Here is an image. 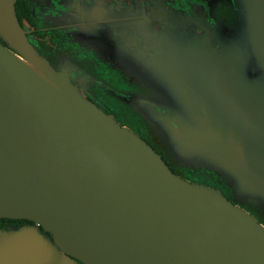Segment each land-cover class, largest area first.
<instances>
[{"label": "water", "instance_id": "95a60500", "mask_svg": "<svg viewBox=\"0 0 264 264\" xmlns=\"http://www.w3.org/2000/svg\"><path fill=\"white\" fill-rule=\"evenodd\" d=\"M15 3L0 0V37L24 58L0 43V219L35 225L0 232V264H264V225L89 101L31 45ZM253 23L257 75L228 53L202 62L208 93L185 89L195 122L152 120L184 167L264 207V4Z\"/></svg>", "mask_w": 264, "mask_h": 264}, {"label": "flooded vegetation", "instance_id": "af4514ba", "mask_svg": "<svg viewBox=\"0 0 264 264\" xmlns=\"http://www.w3.org/2000/svg\"><path fill=\"white\" fill-rule=\"evenodd\" d=\"M17 2V18L31 45L56 71L67 72L72 84L89 101L149 144L177 176L222 190L226 195L234 194L212 172L186 168L180 163L163 132L145 120L142 100L154 93L152 76L158 81H176L180 90L188 94L182 73L196 70V64L208 60L222 65L220 59L227 54L226 44L239 6L248 2L255 12L264 0ZM0 43L23 58L3 38ZM193 58L196 61L190 66ZM191 91L195 103L200 102ZM167 106L159 108L162 114L156 116L157 121L169 122V113L164 110ZM197 110L206 116L202 103ZM171 123L178 125L176 121ZM12 224L18 228L35 225Z\"/></svg>", "mask_w": 264, "mask_h": 264}, {"label": "rangeland", "instance_id": "374dc122", "mask_svg": "<svg viewBox=\"0 0 264 264\" xmlns=\"http://www.w3.org/2000/svg\"><path fill=\"white\" fill-rule=\"evenodd\" d=\"M253 14L254 11L251 9L250 6H248V2L242 3L239 6V12L235 17L236 23L233 29L231 30V34L228 38L230 39L229 43L226 44V50L228 56H231L232 58L236 57L234 59L238 62L241 60L246 65V69H248L249 77L251 78H253L255 75L258 74L257 73L258 63L253 53L254 42L252 41L251 38V35L253 33V24H254ZM200 60L201 58L198 57L197 62L200 63ZM193 61H196V59L194 58L191 59V62ZM194 63L195 62H193L190 66L194 65ZM197 66L198 65L196 64V66L194 67ZM182 74L185 76V82L188 87L192 86L197 91L200 90L201 92L204 91V93H208V87L206 81L207 78L205 77L204 74H202L200 70L199 72L187 70L186 74L185 73ZM149 75L152 76L151 74ZM151 81L153 84L154 93L150 97H148V100H142L144 102V105L141 107L143 108L142 110L143 113L147 115L145 119L146 121H149L151 123L153 117L160 116L162 114L161 109L159 108H161V106L163 107L165 104H168L167 106L168 108L164 110H166L169 113L167 117L170 120L176 122H182L186 120L187 122L190 123L195 122L194 117L196 115L193 114L190 106H188L187 100L185 98V94L182 92V90H180V84L178 82L176 81L171 82L168 80L158 81L153 76ZM188 87L187 89L190 92L191 88L189 87L190 88L189 89ZM137 106H139V104H137ZM141 108H139V110ZM139 110H137V113ZM198 153L203 154V152H198ZM197 158H201V157L197 156ZM232 191L234 193L233 189ZM222 193L224 194L223 191ZM232 196L234 197V195Z\"/></svg>", "mask_w": 264, "mask_h": 264}, {"label": "trees", "instance_id": "16d2710c", "mask_svg": "<svg viewBox=\"0 0 264 264\" xmlns=\"http://www.w3.org/2000/svg\"><path fill=\"white\" fill-rule=\"evenodd\" d=\"M18 5H19V3L16 0V3H15L16 9L18 8ZM16 13H17V11H16ZM152 122H153V120H152ZM153 124H154V122H153ZM156 126H155V128L158 129V127H156ZM212 174H214L218 178L219 181L221 180L223 183H225L229 187L228 182L224 178L218 176L215 172H212ZM230 190L232 191L231 188H230ZM225 197H227L230 201L234 200V202L232 201L234 204H236L238 206L240 205L241 208H243L244 210L249 212L252 216H254L259 223L264 225V207L262 206V204L258 205V203L254 199L241 200V199H237L235 196L233 197L232 195H226V194H225ZM238 200H240V201H238ZM12 223H20V224L24 223L25 224V223H31V222L25 221V220L24 221H14V220H9V219H0V229L5 228L4 231H9L11 229L19 227V225H14ZM6 227H7V230H6ZM8 227H11V228L8 229Z\"/></svg>", "mask_w": 264, "mask_h": 264}, {"label": "bare ground", "instance_id": "6f19581e", "mask_svg": "<svg viewBox=\"0 0 264 264\" xmlns=\"http://www.w3.org/2000/svg\"><path fill=\"white\" fill-rule=\"evenodd\" d=\"M25 64L31 69L33 70L37 75H39L42 79H44L45 81H47L50 85H52L53 87L57 88L60 90V88L54 83L52 82L50 79H48L43 73H41V71H39L35 66H33L31 63L25 62Z\"/></svg>", "mask_w": 264, "mask_h": 264}]
</instances>
